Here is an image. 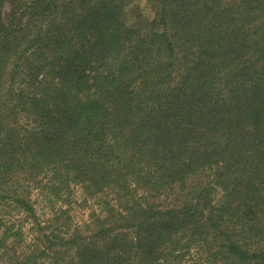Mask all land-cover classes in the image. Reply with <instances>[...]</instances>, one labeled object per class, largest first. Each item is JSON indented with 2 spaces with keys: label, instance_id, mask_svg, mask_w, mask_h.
Listing matches in <instances>:
<instances>
[{
  "label": "trees",
  "instance_id": "obj_1",
  "mask_svg": "<svg viewBox=\"0 0 264 264\" xmlns=\"http://www.w3.org/2000/svg\"><path fill=\"white\" fill-rule=\"evenodd\" d=\"M126 3L0 0V264H264V0Z\"/></svg>",
  "mask_w": 264,
  "mask_h": 264
},
{
  "label": "rangeland",
  "instance_id": "obj_2",
  "mask_svg": "<svg viewBox=\"0 0 264 264\" xmlns=\"http://www.w3.org/2000/svg\"><path fill=\"white\" fill-rule=\"evenodd\" d=\"M228 1V0H227ZM154 13V3L153 0H127L125 7V18L129 24L133 25H143L145 24ZM73 203L71 206H64L68 208V215L75 226H83L85 223L93 220L94 213L96 210L95 205L92 201H89L86 205L83 204V194L77 188L74 191ZM32 200L35 203L36 211L40 218L45 219L51 215V209L55 205L58 207V203L46 201L38 191H33ZM7 208L0 206V214L5 213ZM18 211L11 209L12 215L16 218ZM20 213V212H19ZM22 213L19 214L21 216ZM11 216V215H10ZM25 216V215H24ZM23 220V219H22ZM21 220V221H22ZM18 224L21 222L20 219L16 220ZM30 223L27 222L23 225L25 236L29 239L32 236V232L29 230ZM86 226V225H84ZM175 264H184V262H177Z\"/></svg>",
  "mask_w": 264,
  "mask_h": 264
}]
</instances>
